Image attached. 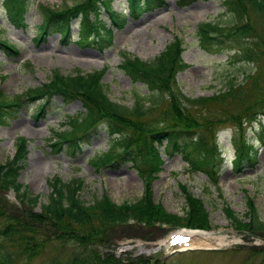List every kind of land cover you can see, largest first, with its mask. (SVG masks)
Listing matches in <instances>:
<instances>
[{
	"label": "rangeland",
	"instance_id": "rangeland-1",
	"mask_svg": "<svg viewBox=\"0 0 264 264\" xmlns=\"http://www.w3.org/2000/svg\"><path fill=\"white\" fill-rule=\"evenodd\" d=\"M2 1L0 0V37L11 41L20 49V55L9 57L0 48V88L10 98L48 82L56 69L68 74L76 69L91 72L107 66L103 82L110 97L132 107L136 102L135 94L149 96V89L143 83L134 81L121 68L124 54L151 62L177 37L184 40L182 57L189 64L179 71L177 80L188 97L220 93L230 79L236 77L237 81H241L246 72L253 68L250 63L232 58L238 51L234 41L217 45L211 41L203 43L200 39L199 25L204 22L214 21L224 27L235 24V18L226 9L223 0H165L164 6L144 11L137 16L130 14L128 0H113V10L125 16L126 22L121 27H113V43L104 49L92 43L83 45L78 41L80 17L71 22V39L63 40L62 32L58 29L60 24L54 20L48 33L42 40H38L39 26L45 20L41 5L60 9L86 0H29L27 27L11 23ZM101 14V18L111 25L104 8L101 9ZM222 32L223 30L214 32V36L220 34L225 39ZM247 92L263 96L264 85H257ZM261 99L262 102L242 113L241 125L235 120L240 115V100L233 102L230 107L214 103L205 109H192L196 117L212 120V123L201 126L200 129L211 139L214 138L219 152L221 150L222 157L217 161L218 168L214 178L205 171H192L182 149L168 145L166 139L161 144L156 143L164 165L152 183L154 200L161 202L170 213L183 216L187 205L181 185H186L191 193L203 200L209 211L210 225L205 228H210L216 242L223 239L226 242L222 246L218 245L221 251L164 252L160 246L161 241L158 240L162 230L157 225L148 233L155 238L153 241L133 238L137 233L143 234L138 230H134L132 235L124 236L112 232L114 241L109 247L98 246L99 250L125 262H131L132 258L145 253L159 255L155 264H264V247H251L253 244L262 246L263 241L254 240L251 234L230 221L225 210L227 206H231L239 218H244L248 211V197H252L261 219L264 220V97ZM41 101L42 99L31 101L28 97H23L22 105L8 108L7 111L11 114H7L6 122L0 124L1 162L13 158L16 151L14 142L18 137L24 136L28 140V154L20 171L19 182L32 196H40L36 211L40 212L42 204L48 202L52 191L50 181L54 177H59L64 182L82 179V198L87 202L105 194L118 204L142 197L145 184L132 159H120L100 170L91 163V159L105 152L112 142L106 122L95 125L77 139L81 149L72 150L69 143L60 148L55 147L52 144L55 140L54 131L65 129L68 125H63L68 116L84 112L85 107L80 99L64 101L61 96L56 95L46 105L44 115L40 116L37 111ZM252 102L254 101L244 102V106ZM148 116L157 121L158 128H165L166 122L172 121L166 100ZM249 141L253 143L257 157L251 161L244 160L243 165L237 168L234 164L237 147H242ZM7 194L16 201L15 195L19 193L10 189L6 196ZM5 224V217L0 216V226ZM169 224L187 225L185 221ZM96 229L99 231L101 227L98 225ZM87 231L84 229L78 234L81 236ZM92 248L93 244L85 237H76L65 244L51 241L32 255L17 247L12 248V251L16 264H54L57 260L69 259L73 253L88 254Z\"/></svg>",
	"mask_w": 264,
	"mask_h": 264
},
{
	"label": "trees",
	"instance_id": "trees-1",
	"mask_svg": "<svg viewBox=\"0 0 264 264\" xmlns=\"http://www.w3.org/2000/svg\"><path fill=\"white\" fill-rule=\"evenodd\" d=\"M185 1V0H179ZM131 14L139 15L166 4L165 0H129ZM112 0H86L75 5L65 6L61 10L41 5L45 20L40 26L38 40L48 32L52 21H57L64 37L70 35V19L81 15L82 40L87 43L91 36L100 49L109 46L113 40V27L107 26L101 18V9L109 12L112 26H123L126 18L111 10ZM226 9L235 18V24L221 26L211 21L199 26V35L203 43L223 44L235 42L237 52L232 56L236 61L247 62L253 68L246 72L241 81L236 77L230 79L224 91L212 96L188 97L179 87L177 75L188 67L182 58L184 40L175 38L156 57L146 61L124 54L121 64L130 77L145 84L149 96L136 93V102L132 107L114 101L103 82L108 67L84 72L76 69L64 74L59 69L53 71L50 81L33 87L22 94L8 97L0 89V124L11 114L8 108L21 106V99H44L38 109L43 115L45 105L52 97L59 95L63 100L80 99L86 111L82 115H70L64 124L65 129L55 131L53 145L61 147L69 143L72 150L80 148L77 139L83 136L99 122L105 121L113 136L108 150L94 157L91 163L97 170L109 166L120 159H132L145 184L142 197L132 202L118 204L109 195L87 202L82 198L83 180L74 179L64 182L56 177L51 180L52 191L48 202L42 204L41 211L35 208L40 196H32L23 189L19 182L20 171L27 158L28 142L25 137L16 141V153L6 162L0 161V216L5 217L7 224L0 226V264H16L12 248L17 247L31 255L42 250L51 241L61 244L70 242L76 237H85L93 244L88 254L73 253L67 260H57L54 264H155L153 258L136 257L131 262L104 254L98 246L109 247L114 241L112 232H116L120 221L135 218L144 221L151 228L157 224L179 223L208 227L210 214L203 200L191 193L186 185L181 189L186 197V210L183 216L170 213L161 202L154 200L152 183L156 174L163 169L164 160L155 143L164 139L176 149H182L192 171H205L214 178L217 161L221 159L219 147L201 126L212 123L211 119H200L192 112L196 108H208L214 103L230 105L240 100V115L235 120L242 124V113L262 102L263 96L256 92H247L257 85H264V0H223ZM10 21L16 26H26V14L30 8L29 0H4ZM64 9V10H62ZM57 11H62L58 13ZM225 39L214 32L222 31ZM0 48L9 56L20 55L17 46L0 37ZM30 66V65H29ZM169 104L172 121L166 122L165 128H158L157 121L148 115L162 106ZM254 101L248 106L245 103ZM148 103V106L146 105ZM255 118V115H253ZM162 123H165L164 121ZM256 159V152L251 143L237 147L236 167H241L244 160ZM217 182V181H216ZM14 189L19 194L21 205L11 202L6 192ZM247 216L239 218L231 206L226 207L228 219L256 237L264 240V220L261 219L252 197L247 200ZM100 226L98 231L96 226ZM186 225V224H185ZM88 230L79 236L81 230ZM46 233V236L44 234ZM252 248H263L264 245H253ZM114 259L117 261H114Z\"/></svg>",
	"mask_w": 264,
	"mask_h": 264
},
{
	"label": "bare ground",
	"instance_id": "bare-ground-1",
	"mask_svg": "<svg viewBox=\"0 0 264 264\" xmlns=\"http://www.w3.org/2000/svg\"><path fill=\"white\" fill-rule=\"evenodd\" d=\"M206 236V239H209L210 240V243H209V245H211V244H213V243H215V242H213L214 241V239H213V237H212V239L210 238V236H207V235H205ZM226 242H224V239H223V241H221L220 240V242H219V244L222 246V244H225Z\"/></svg>",
	"mask_w": 264,
	"mask_h": 264
}]
</instances>
